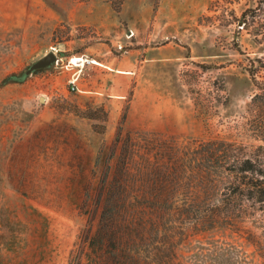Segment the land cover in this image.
<instances>
[{
    "label": "rangeland",
    "instance_id": "rangeland-1",
    "mask_svg": "<svg viewBox=\"0 0 264 264\" xmlns=\"http://www.w3.org/2000/svg\"><path fill=\"white\" fill-rule=\"evenodd\" d=\"M139 45L167 54L118 67ZM248 159L264 170V0H0V264H123L90 243L109 188L144 238L130 264H264Z\"/></svg>",
    "mask_w": 264,
    "mask_h": 264
},
{
    "label": "trees",
    "instance_id": "trees-1",
    "mask_svg": "<svg viewBox=\"0 0 264 264\" xmlns=\"http://www.w3.org/2000/svg\"><path fill=\"white\" fill-rule=\"evenodd\" d=\"M22 79H24V77L19 80ZM256 97L258 98L260 95L257 94ZM234 173L236 175V181L238 180V182H240L239 187L246 191L250 198H255V200L261 202L264 209V170H257L253 161L248 159L245 161V165L239 170H234ZM240 174L243 175L244 178L249 177V179L246 182L245 180L241 182ZM249 174L251 176H249ZM119 200H121V203L118 202ZM164 205H167V202H159V207L155 208L162 209ZM169 205H171V208H174L177 204L170 203ZM176 207L180 206L177 205ZM130 208V204H127L123 195L117 198L114 190L110 188L107 189V196L101 215V226L90 242L91 247L96 251H102L106 242L112 243L117 247V249L112 252V255L115 258H119V260L121 259L123 264H130L129 258H126L127 255H129L126 251L135 248L139 241L144 239L139 233H133L132 225L130 221L127 220L128 213L129 216L131 215ZM120 219L127 221V229L123 230L124 226L122 228V224H119L121 222ZM115 226H119L118 230L115 229ZM121 252L124 253L123 256H120Z\"/></svg>",
    "mask_w": 264,
    "mask_h": 264
},
{
    "label": "crops",
    "instance_id": "crops-1",
    "mask_svg": "<svg viewBox=\"0 0 264 264\" xmlns=\"http://www.w3.org/2000/svg\"><path fill=\"white\" fill-rule=\"evenodd\" d=\"M138 44H141V41H137ZM144 52H146L145 54H150L149 58L154 59L157 58V54H167V53H163L161 50L157 51L156 47H149L146 45H143V47L137 46V48L131 49L130 51H128V53H124L123 58H119L117 59V65L118 67H124V66H128L130 65V63L128 62V60H131V64L132 66L137 64V56L140 54H143ZM169 54V53H168ZM171 54H182L180 53H171ZM106 69H111V65H109L108 63H101ZM134 69V68H133ZM123 78L126 80H129L130 77L127 76L126 74H123ZM113 91H115V93H121L120 95H125L126 92L128 91V88L126 86L124 87H118V85H116V83L113 85L112 87ZM118 95V94H117Z\"/></svg>",
    "mask_w": 264,
    "mask_h": 264
},
{
    "label": "water",
    "instance_id": "water-1",
    "mask_svg": "<svg viewBox=\"0 0 264 264\" xmlns=\"http://www.w3.org/2000/svg\"><path fill=\"white\" fill-rule=\"evenodd\" d=\"M58 60H59V56L55 53L54 49H52L47 54H45L44 56H42L38 60L34 61L29 66V68L24 72V74L21 77H19V79L22 77L28 76L37 70H41L44 68L51 67V66L55 65L58 62ZM44 99L45 98L42 97V100H44Z\"/></svg>",
    "mask_w": 264,
    "mask_h": 264
},
{
    "label": "bare ground",
    "instance_id": "bare-ground-1",
    "mask_svg": "<svg viewBox=\"0 0 264 264\" xmlns=\"http://www.w3.org/2000/svg\"><path fill=\"white\" fill-rule=\"evenodd\" d=\"M70 60H71L72 64L74 63L76 65H83L87 61L84 57H81V56L72 57V59H70ZM95 62H97V61H95Z\"/></svg>",
    "mask_w": 264,
    "mask_h": 264
},
{
    "label": "built area",
    "instance_id": "built-area-1",
    "mask_svg": "<svg viewBox=\"0 0 264 264\" xmlns=\"http://www.w3.org/2000/svg\"><path fill=\"white\" fill-rule=\"evenodd\" d=\"M73 89L75 88V86L72 87Z\"/></svg>",
    "mask_w": 264,
    "mask_h": 264
}]
</instances>
